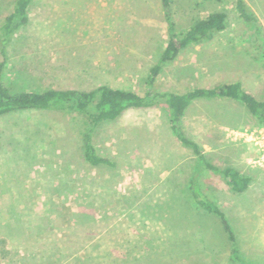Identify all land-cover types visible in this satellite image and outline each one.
<instances>
[{"label":"rangeland","instance_id":"rangeland-1","mask_svg":"<svg viewBox=\"0 0 264 264\" xmlns=\"http://www.w3.org/2000/svg\"><path fill=\"white\" fill-rule=\"evenodd\" d=\"M14 1L0 0V24ZM236 1L171 0L176 32L212 11L226 13V26L180 50L149 89L240 81L263 99L264 0H243L248 19ZM168 37L160 0H32L2 79L13 90L108 84L143 94ZM181 127L209 161L250 177L240 193L206 169L195 180L234 239L194 204L197 157L165 106L129 108L93 129L114 166L84 159L85 115L21 110L0 116V264H264V165L252 162L264 123L237 100L197 99Z\"/></svg>","mask_w":264,"mask_h":264},{"label":"trees","instance_id":"trees-1","mask_svg":"<svg viewBox=\"0 0 264 264\" xmlns=\"http://www.w3.org/2000/svg\"><path fill=\"white\" fill-rule=\"evenodd\" d=\"M32 0H15L13 9L0 24V116L21 110L49 109L61 112H78L86 116L89 129L83 134L82 154L91 165L114 166L115 161L97 152L93 142V129L103 122L119 117L129 108H145L163 105L167 109L169 127L175 138L184 146L192 148L197 157L196 171L192 175L189 192L194 204L201 210L219 217L224 231L234 239L233 229L220 207L203 192L195 180L203 170L222 176L230 189L240 193L246 190L250 177L232 165L218 166L209 161L200 145L190 139L181 127V119L189 105L197 99H233L243 103L258 123H264V97L256 99L245 90L240 81L223 82L211 87H192L182 92L152 91L156 76L172 61L180 50L188 45L207 41L226 26V13L212 11L206 17L196 20L186 30L176 32L171 11V0H160V5L169 34L159 60L150 67L146 84L148 89L139 94L130 89L101 84L91 89L55 88L42 90H13L2 79V72L9 61L7 53L13 34L28 20V8ZM240 15L248 19L243 0L236 1Z\"/></svg>","mask_w":264,"mask_h":264},{"label":"built area","instance_id":"built-area-1","mask_svg":"<svg viewBox=\"0 0 264 264\" xmlns=\"http://www.w3.org/2000/svg\"><path fill=\"white\" fill-rule=\"evenodd\" d=\"M259 142V143H258ZM257 143L259 144V151H260V156L258 159H253V163H257L259 165H264V133L258 136V141Z\"/></svg>","mask_w":264,"mask_h":264},{"label":"crops","instance_id":"crops-1","mask_svg":"<svg viewBox=\"0 0 264 264\" xmlns=\"http://www.w3.org/2000/svg\"><path fill=\"white\" fill-rule=\"evenodd\" d=\"M236 168V167H235ZM239 170V169H238ZM241 173H243L241 170H239ZM244 174V173H243ZM247 176H249L248 174H247Z\"/></svg>","mask_w":264,"mask_h":264}]
</instances>
